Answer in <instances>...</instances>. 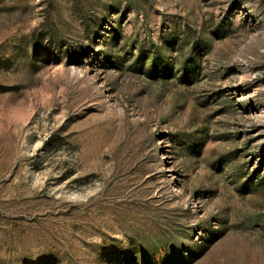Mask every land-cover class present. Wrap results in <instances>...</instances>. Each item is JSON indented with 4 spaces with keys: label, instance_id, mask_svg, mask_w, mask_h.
<instances>
[{
    "label": "rangeland",
    "instance_id": "1",
    "mask_svg": "<svg viewBox=\"0 0 264 264\" xmlns=\"http://www.w3.org/2000/svg\"><path fill=\"white\" fill-rule=\"evenodd\" d=\"M0 264H264V0H0Z\"/></svg>",
    "mask_w": 264,
    "mask_h": 264
}]
</instances>
